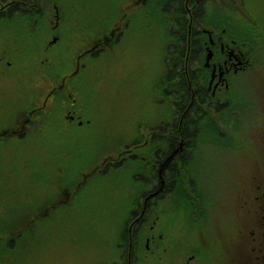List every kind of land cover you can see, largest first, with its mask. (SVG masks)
<instances>
[{
  "label": "rangeland",
  "instance_id": "374dc122",
  "mask_svg": "<svg viewBox=\"0 0 264 264\" xmlns=\"http://www.w3.org/2000/svg\"><path fill=\"white\" fill-rule=\"evenodd\" d=\"M120 1L59 0L46 13L19 11L22 17L8 14L0 20V59L7 36L14 46L28 47L30 54L48 45L46 62L44 58L29 59L39 73L32 84L24 80L30 88L16 90L21 102L12 98L10 105H4L0 100V128L15 118L14 108L29 101L26 93L44 84L45 96L51 95L47 90L58 89L57 95H66L64 104L70 107V116L58 119L57 126L41 124L33 117L30 124H34L24 128L18 140L0 132L4 142L10 141L0 148V264H182L190 250L178 244L198 236L201 240L196 238L195 244L200 249L193 251L189 262L251 264L247 252L254 241L244 236L250 228L264 231L256 209L246 207L257 202L255 197L264 188L256 189L253 181V171L261 169L264 160V0H205L203 5L201 0H191L189 6L187 0L171 4L172 0H153L151 8L158 7L153 12L146 8V1L134 8L131 24L117 32L113 28L119 26L124 13ZM108 7L112 14L104 18ZM82 8L89 15L85 9L81 13ZM188 8L205 25L203 32L193 29L199 49L191 36L193 45L187 51L189 35L183 37L184 26L179 21L189 17ZM166 11L176 23L173 34L184 40L171 42L173 50L165 46L159 26ZM136 21L138 25L133 24ZM220 27L225 29L222 34ZM213 34L215 43L209 40ZM111 36L115 41L106 45ZM36 38L38 43L33 41ZM92 44L97 47L95 54H90ZM224 46L231 48V54H236L233 50L244 54L249 62L248 67L230 74V86L225 85L224 73L215 85L210 82L212 64L205 66L206 53ZM22 55H17L21 64ZM17 72L6 67L0 75L7 73L18 80ZM242 74L249 81L240 78ZM8 85L0 79L1 93ZM34 106L44 107L41 101ZM206 126L213 128L206 133ZM216 133L218 136H212ZM194 143L195 154L182 157L188 159L187 173L172 186L170 176L181 166L176 167L175 157L181 148ZM111 157L126 165L107 176L104 167ZM138 176L142 182L139 192L134 188L130 193ZM69 181L74 182L68 186L74 187L71 205L48 213L55 206L48 201L59 200L55 194L64 196L56 191ZM187 186L204 196V205L171 199L175 191L182 197ZM153 188L163 189L167 196L162 193L148 204L143 195ZM166 204L175 208L174 230L166 233L164 242L151 238L148 246L143 230L129 253L128 225L134 221L145 225L148 219H155L158 209L160 221L152 234L160 233ZM180 211L188 217L199 215L190 225ZM128 216L134 220L126 227ZM214 250L220 259L215 258ZM260 258L264 260V256Z\"/></svg>",
  "mask_w": 264,
  "mask_h": 264
},
{
  "label": "flooded vegetation",
  "instance_id": "af4514ba",
  "mask_svg": "<svg viewBox=\"0 0 264 264\" xmlns=\"http://www.w3.org/2000/svg\"><path fill=\"white\" fill-rule=\"evenodd\" d=\"M44 1L46 0H29V1H21L25 4H30L29 6H24V7H21L19 6V0H0V17L1 16H4V15H8V14H16L18 13L19 11H23L25 13H28V14H41L43 11H44V7L41 5ZM56 7V6H55ZM29 9V11H27ZM235 51V50H234ZM236 54H229L228 52V48L227 47H222V48H218L214 51V55H213V62L210 63V66H211V71H215L216 69V72H217V77L216 79L218 78L219 76V72L220 70H222L223 72H225V78H226V84L227 86H230L232 83H233V80L231 82V78L229 77L230 74L235 71L236 72V69L237 68H240V67H248V61L246 60L247 58L245 57V55L243 56L242 53L240 52H237L235 51ZM209 66V67H210ZM242 68V69H243ZM215 79V80H216ZM1 90V89H0ZM4 90V89H3ZM23 127H25L26 125L22 124ZM183 148L178 156L176 157V164H180V159H182L183 156H186V153L188 150ZM187 158V156H186ZM177 167V166H176ZM175 167V168H176ZM182 178V177H181ZM181 179H173V182H172V186H176L177 183L180 181ZM195 186V185H194ZM163 190V189H162ZM160 191L157 195V198L160 197V195L163 193V191ZM184 193H182V197H180L179 195V192L175 191L174 194H173V197L171 199H174V201L176 203H183L185 202L187 199L191 200L189 202H191L194 206L196 205H204L205 202H203L204 200V196L201 195V197L199 196V192L198 191H195L193 189V187L191 188H187L185 187L184 188ZM164 195V193H163ZM167 195H164V197H166ZM195 196H197V200L195 201H192ZM184 204H188L187 202L184 203ZM171 207V206H169ZM184 208V207H183ZM173 210H175V208H172ZM194 210V209H193ZM164 213V211H163ZM157 219L159 220V214L157 216ZM162 231H165L162 232ZM172 230L168 229L167 227H163V229L160 231V233H158L157 237H156V242L159 241L161 243V239H164L162 242H164L166 240V233L167 232H171ZM193 252L191 253L190 257H193ZM182 264H193L191 262H189L188 260L185 261L184 263Z\"/></svg>",
  "mask_w": 264,
  "mask_h": 264
},
{
  "label": "trees",
  "instance_id": "16d2710c",
  "mask_svg": "<svg viewBox=\"0 0 264 264\" xmlns=\"http://www.w3.org/2000/svg\"><path fill=\"white\" fill-rule=\"evenodd\" d=\"M176 1L172 0L171 3L172 2L174 3ZM180 7L182 9L181 4H180ZM200 19L201 18H199L198 14L196 13L195 14V20L199 21ZM179 41H181L182 43L184 42V40H182V39H179ZM196 127H197V125H196ZM194 136H193V138H194ZM186 147L189 148L188 146H185V149H186ZM170 179H174V180L175 179H181V171L177 169L176 172L172 173V175L170 176ZM257 221L260 225V228L262 229L264 227V206H262V205L260 206V209L257 213ZM262 232H263V234H262ZM262 232H258L257 230L250 228L249 235L245 234V236H244L245 239L254 241V245L250 247V250L248 249L247 256H248V254L249 255L250 254H257L258 256L260 255V257L264 256V231H262ZM247 247L249 248V246H247ZM255 264H264V260H262L260 258V260L255 262Z\"/></svg>",
  "mask_w": 264,
  "mask_h": 264
},
{
  "label": "bare ground",
  "instance_id": "6f19581e",
  "mask_svg": "<svg viewBox=\"0 0 264 264\" xmlns=\"http://www.w3.org/2000/svg\"><path fill=\"white\" fill-rule=\"evenodd\" d=\"M15 16V14H12V17H14ZM236 37H237V39H236V43L238 44L239 43V40H238V34H236ZM195 39H196V37H194V39H193V44L198 48V46L200 45V42L199 41H195ZM199 39H201V37H199ZM247 42H249V40L247 41ZM241 44V43H240ZM199 49V48H198ZM213 127H211V126H206V130H205V132L206 133H208V130H211ZM205 133V138H207V134ZM218 134L219 133H216V134H213L212 136H218ZM208 139V138H207ZM191 149L190 150H188L187 151V153H186V156L187 157H192L194 154H195V151H196V143H194V144H191V146H189Z\"/></svg>",
  "mask_w": 264,
  "mask_h": 264
}]
</instances>
